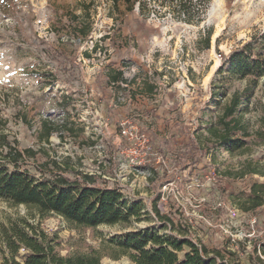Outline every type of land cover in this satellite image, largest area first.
<instances>
[{
    "label": "rangeland",
    "instance_id": "374dc122",
    "mask_svg": "<svg viewBox=\"0 0 264 264\" xmlns=\"http://www.w3.org/2000/svg\"><path fill=\"white\" fill-rule=\"evenodd\" d=\"M81 22L92 30L77 38L72 33ZM262 34L264 0H211L196 26L167 15L144 18L137 5L132 12L122 4L116 10L109 0H0V150L7 151L1 148L5 138L11 147L34 152L30 168L66 162L150 208L149 161L161 159L149 132L168 138L180 128V143L192 135L202 144L213 142L209 129L220 105L245 86L225 73L214 77L221 55ZM108 69L122 71L129 83L108 86ZM147 86H154L152 93ZM212 90L225 95L212 99ZM241 100L235 117L246 135L237 130L231 136L243 151L215 145L195 169L179 175V185L162 187L158 205L176 232L226 248L239 264H255L250 255L264 261L262 215L239 206L264 176L239 175L249 169L264 174V80ZM44 120L60 128L48 143L39 140ZM218 180L223 191L214 185ZM219 208L224 212L217 220ZM21 218L58 236L62 255L92 249L103 254L101 264H131L124 256L111 257L118 255L108 246L111 238L159 228L151 215L127 228H75L57 216L40 220L23 206L0 201V228Z\"/></svg>",
    "mask_w": 264,
    "mask_h": 264
},
{
    "label": "trees",
    "instance_id": "16d2710c",
    "mask_svg": "<svg viewBox=\"0 0 264 264\" xmlns=\"http://www.w3.org/2000/svg\"><path fill=\"white\" fill-rule=\"evenodd\" d=\"M109 1L116 10L122 4L127 12H132L137 5L140 15L144 18L151 15H167L177 22L195 26L202 22L211 2ZM138 27L143 28L144 25L140 23ZM91 30L90 26L81 22L73 29L72 34L77 38L86 37ZM224 73L229 78L243 81L245 86L241 93H232L231 97L220 105V115L214 126L209 129L210 141L213 142L202 144L197 136L192 135L188 136L185 143H180V128L170 133L168 138H159L153 131L149 132L156 156L161 159L156 165L153 159L149 161L147 181L153 196L148 202L150 208H147V202L142 200H128L118 188L99 184V178L95 175L74 172L66 162L61 165L51 160L30 168L31 164L27 159L34 157V152L11 147L5 142V138H2L1 148L7 147V151L3 153L4 151L0 150V201L13 206H23L40 220L53 215L75 228L83 229H95L100 226L127 228L133 222H139L143 216L151 215L157 222L158 229L129 231L108 241V246L118 253L117 256L111 257L118 259L124 256L131 264H239V258L226 248H211L209 244L193 238L184 230L176 232L170 214L162 212L158 205L162 200V187L172 183L179 185V175L195 169L215 145H225L231 153L243 151L244 144L239 140H232L231 135L237 130L246 135L240 119L235 115L242 104V96H251L259 81L264 80V34L253 36L227 55H221L220 65L214 77H223ZM106 83L114 87L129 82L124 78L122 71L108 69ZM153 90L154 86L146 87L148 93ZM224 95L212 90L210 98H221ZM147 115H152V112ZM59 129L49 120H44L41 123L39 140L48 143L51 135ZM206 169L207 166H204L201 172ZM67 172L74 173V176L63 174ZM246 174L264 176L257 169H249L239 176ZM227 175L229 174L225 173L222 177ZM199 176L200 172L197 174V177ZM214 185L221 191L224 190L221 180ZM246 196L247 200L240 204L239 209L244 213L260 210L264 225V184H252ZM223 212V208L217 210V220L221 219ZM60 245L58 236L49 235L40 225L21 218L0 228V264H101L103 254L99 251L90 249L83 254L62 255ZM250 257L255 264H264L261 258H252V255Z\"/></svg>",
    "mask_w": 264,
    "mask_h": 264
}]
</instances>
